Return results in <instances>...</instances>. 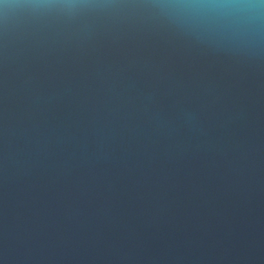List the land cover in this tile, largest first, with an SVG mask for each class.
Returning <instances> with one entry per match:
<instances>
[{"label":"water","instance_id":"obj_1","mask_svg":"<svg viewBox=\"0 0 264 264\" xmlns=\"http://www.w3.org/2000/svg\"><path fill=\"white\" fill-rule=\"evenodd\" d=\"M0 264H264V0H0Z\"/></svg>","mask_w":264,"mask_h":264}]
</instances>
